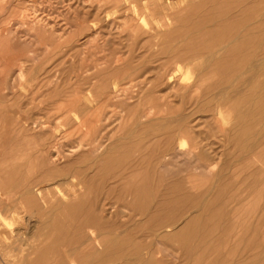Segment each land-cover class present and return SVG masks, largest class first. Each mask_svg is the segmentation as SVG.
Here are the masks:
<instances>
[{"label":"rangeland","instance_id":"1","mask_svg":"<svg viewBox=\"0 0 264 264\" xmlns=\"http://www.w3.org/2000/svg\"><path fill=\"white\" fill-rule=\"evenodd\" d=\"M211 6L210 1L208 0H0V21L4 23L0 24V29H2L3 26L6 30L8 29V33L6 32L2 37L3 39L0 45V51L2 50L7 53V56L15 62L12 66L13 70L9 73L11 76L17 75V72L20 69H22L24 73V79L19 82V86L15 90L6 91L5 100L0 98V122L18 126H22L27 122L30 124L37 121L45 122L50 116L48 109H54L58 105H61V108H58L56 117H61L63 115L61 109H64V106L67 107L70 100L75 99L77 96L76 90L79 89L81 95L87 96L88 92L92 89L95 83L101 81L100 78L95 75H97L99 71L106 69L107 65L111 66L113 61L116 59L115 56L120 57L122 62H128L130 60L134 64H137L140 59V61L146 62V64L150 67H154L168 60L169 54L166 50L173 48L175 44L176 46L178 44V46L187 47L193 44V38H195V36L203 37L207 43L214 42L217 37L219 38L222 35H226L219 32L217 28L223 27L226 29V27L228 28L231 24L235 22L237 23L238 19H241L240 17L242 16L234 15L233 18L232 14L214 15L211 14ZM206 11L208 13H206ZM36 21L38 22V26L41 25V30H36L34 28L36 26ZM23 22L25 24H23ZM212 24L214 27H212ZM82 27L85 29L83 28L84 30L80 31L82 30ZM137 29L139 31L136 34V32L133 31ZM215 33H217V37L215 36ZM134 34H136V37ZM88 35L90 37H88ZM18 37L21 38L19 39ZM210 37H215L213 39L214 41H212ZM208 39L210 42H208ZM237 41L238 40L235 42ZM215 48L216 47H214V49ZM261 51L262 50H259V52ZM146 52L148 54H146ZM144 53L146 55H144ZM207 57L212 62L209 61ZM210 57L211 56L207 54L198 56L196 62L200 65L198 66V69L192 70L189 73L190 78L186 80L187 83L178 85L177 88L175 86V88L170 90L163 87L161 90V92L163 91V94L160 92V95L170 97L172 100V103L169 105V109L161 114L174 113L172 117L183 115L182 117L184 120H182V122L184 124L182 126L186 135L185 140L188 142L189 148L193 146L191 144L194 143L197 144L196 147H199V149L197 151V155L195 154L175 158L174 164L169 167L167 170L168 172H158V176L153 175V179H159L160 176L162 177V183H157L158 189L162 190L167 185L166 183H170V181L174 180L173 178L175 175L171 173L174 172L176 174L177 172V179L182 178V180L186 181V179L191 178L192 183H187L186 185H192L197 182L195 185L199 186L200 190L197 189L193 191L199 192L204 190L206 191V195L209 194L208 198H213L215 196V194L220 190L219 187L224 184L222 183L223 180H229V192H231L229 195L227 194L228 198H225L226 200L222 202L224 203V214L218 217L214 223L209 226L207 234L200 233L201 236H199L198 233H195L198 232V228L195 227H198L200 223H198V225H194V233H191L192 236H189L187 240L188 244H191L190 246L195 248L193 249V255L187 256L181 249V242L184 238H186L185 232L182 229H184L187 222L196 214L195 211L200 210L199 207H203V204H193L191 207L185 208L175 221L173 220L170 224L168 223L169 226L167 223L165 224L168 227H155L154 225L152 226L150 223H147L148 220L146 219V216L138 215L134 218L132 217V219L130 218L129 211L125 208L126 206H123L125 203L122 202L123 197L121 196V189L123 187L119 186L118 183L115 182L114 178L113 180L112 178H109L110 180H107V183L104 184V186H107H105V192L102 196L103 201L105 200V203L107 204L110 203L109 206H111V204L115 205L117 207L116 210L121 213L118 212L119 217L118 215H113V217H107L103 220L105 229L103 228L101 230L102 233L104 232L101 237L102 239H97V242L93 243V245H91L92 248L90 249H92V252H96L97 250L102 252L108 248L105 243L108 244L110 238L120 236L119 238L131 241L133 245H135V250L131 253L122 252L114 256L105 255V258L102 256L101 259L97 258V256H90L88 259L78 256L81 260L84 259L83 264H95V262L96 264H120L123 263L121 260H134L135 257H138V255H140L138 258L143 257V253L145 256H148V258H151L150 264H207L204 263L208 258L207 256L211 255L210 253H213L208 249L211 245H216V248L218 249L217 253H213V259L219 256V252H222V256L224 254L226 255V264H264V223H259L260 218L255 219L257 217L264 216V162L260 165L259 163L255 164V166H258L255 168H260V171L257 173L255 172V169H253L254 167L245 166V164L251 160V158H255L257 154H246L247 146L245 142V135H243L246 128H248L245 126L246 121L243 117L248 104L251 105L254 102V108L253 105H251V108L254 110V119L258 121L257 124H254V131L255 128L258 130L262 127L258 118L260 117V114H264V101L262 103L263 107L261 108V102L257 99V97L251 98V94L252 92H262L261 87L263 88L264 75L256 76L254 79L251 74H246L245 70L253 59L252 55L248 56V61L245 64L243 62L247 60V56H244V59L234 68V71L231 69L230 55L229 66L220 64L223 60L222 58L224 57L219 58L220 56H215L213 57L215 59L212 57L210 59ZM7 61H9V59L6 57L5 62ZM205 62H207V65L205 64L206 67L203 66ZM208 64H210L211 67ZM87 67L89 68L88 73L86 72V69H88ZM203 68L204 72L202 70ZM220 70L228 71V76L221 74V72H219ZM80 72H84V75L86 74L88 76L96 77L95 80H91V82L94 83L90 86L84 84L83 86L76 88L79 84H81V82L76 79V76ZM241 73L242 75H240ZM2 74L5 75V73L0 72V85L4 80ZM197 74L200 79L197 78ZM153 75L155 74L153 73ZM247 77L250 80H248ZM45 78L46 82L50 81L49 79H52L54 83L55 81H60L62 84L68 83L69 86H65L64 84L63 86L60 85L61 87H58L55 86L56 84H51L43 87L44 84H42V86L40 85V87H37L34 84L37 81H43ZM238 79H241L242 81ZM61 80H65V82H62ZM70 80L72 84H75L72 85ZM76 81L78 83H76ZM236 81L239 86L241 85L240 87L237 85ZM194 83L195 85L192 87V84ZM217 84H219V86ZM248 85L250 86L248 87ZM228 86L229 90L227 89ZM224 89H227V91H224ZM63 90H65V93L61 97L55 96L61 93L59 91ZM93 91L95 92L94 89ZM230 92L233 93L230 94ZM94 94L97 95L96 93ZM241 96L242 98H240ZM247 97H249V99H247ZM33 98H35V103L30 106V99ZM248 100L251 101L249 102ZM196 102L198 103V106ZM130 103L132 107H136L134 111L141 112L143 110L144 112L147 110L146 106H141L137 103V101H130ZM242 108H244L243 111ZM27 109H31L32 112ZM104 109L106 113L114 112L118 114L116 118H119L120 120L119 122L117 120V123H115V129H122L125 127L126 123H128V121L125 122L127 114L125 113L126 111H123L122 107L114 105L110 107L107 106ZM191 113L193 114L191 115ZM222 119L226 121L228 120L229 123L228 121L226 122ZM221 123L223 125H221ZM241 133L242 136L240 135ZM256 140L259 141L260 139L256 138ZM260 149H264V144L258 147V150ZM33 156L36 158V155ZM261 157V159L264 160V153L261 154ZM210 164H215V167L212 168V173H208L205 169L206 165ZM200 165L202 166L200 167ZM37 170L38 169L35 167L25 166L23 172L27 171L34 174ZM246 173H248V175H246ZM187 174H190L188 175L189 177ZM224 174H226L225 178L223 176ZM193 177H195L194 180ZM216 178L218 179V183L215 182ZM237 181H239L238 184ZM255 181H257L256 186H254ZM230 182L237 184L236 187H232V183ZM117 185L119 187L116 189V192L111 191V195H109L110 197L108 198V190L117 187ZM87 186L89 191L86 198H93L94 194L92 193V187L95 186L91 187L89 184ZM69 188H71L69 184H64L57 188L53 187L52 189H55V191L58 192L61 191L60 193L63 194L65 192H69ZM212 189H214V191H212ZM209 190L213 192L211 195V192H208ZM257 204H259L258 207L256 206ZM15 205L18 207V211H25L24 214L27 219L29 214H27L28 206L26 199H23L22 202L24 208L20 203H16ZM25 207H27L26 210ZM62 207L63 206L60 207L57 205L50 207V210H45L40 205L39 208H37V211H33L35 212L33 214L35 217L32 220V225L35 226L37 223V227L39 228H42L45 225L42 229L33 227L35 229L33 232H30L32 229H28L30 227L26 224L27 222H23V224L17 225L16 228H14L13 233L10 234L7 230V225L5 224L8 220L0 218V247L2 249H0V256L2 255L0 264H60V253L64 250L71 249L69 248L71 247L69 243L70 241L67 239V241L64 240L63 242V239L68 238V236L70 238L71 232L69 230H71V228L76 224L70 213H67V211L64 210L65 207ZM30 208L33 209L31 206ZM55 209V212L52 211ZM42 210L43 212H41ZM200 211H204V207ZM149 212L150 211H147L146 213L148 214ZM53 213H55V215ZM178 220L179 222H176ZM33 222L36 223L33 224ZM130 225L132 226V229H130ZM133 226L135 228H133ZM246 226L247 228L250 227L251 230L250 232L244 233ZM4 229L6 232H4ZM164 229H167L166 231L168 233L165 232ZM223 229L227 230L224 236L225 238L224 240L217 242L215 237ZM26 230L30 232L29 234L32 233L33 235H28ZM36 230L40 233L38 234ZM123 230L126 231L124 232ZM119 231H122L123 234ZM48 233L49 235H47ZM161 233L171 235V238H164V234L162 235ZM17 235H19L20 238ZM156 235L157 237H155ZM12 236L14 237V240ZM23 239H26V241H23ZM256 240L260 241L262 244L261 247L258 246ZM17 241L19 242L17 243ZM33 241L34 243L30 244ZM10 242H14V244L10 245L11 248L8 246ZM82 243L83 242H79L73 246L76 248L75 253H77V255H82L88 247L86 243H83L84 245ZM18 247L19 249H17ZM20 248H23V251L22 249L20 250ZM11 249L12 251H10ZM27 249L32 250L30 251ZM148 251L149 254L147 253ZM25 253H27V255ZM77 255L74 254L75 257ZM113 259H116L117 262L111 263L110 261ZM140 260L142 261L143 259ZM214 262L215 260L212 261V263ZM61 264H64V262H61ZM65 264H69L68 261Z\"/></svg>","mask_w":264,"mask_h":264},{"label":"bare ground","instance_id":"2","mask_svg":"<svg viewBox=\"0 0 264 264\" xmlns=\"http://www.w3.org/2000/svg\"><path fill=\"white\" fill-rule=\"evenodd\" d=\"M208 1H210L212 5L210 9L211 14H214V15L232 14L233 18H234V15L242 16L240 17L241 19H238L237 23L235 22L231 24L229 26L230 28L229 27L228 28L226 27V29L223 27L217 28L219 32H222V34L223 33L226 34V35H222L223 37L220 36L218 38L216 36L218 33L217 32L215 33V36L217 37L215 41L213 40L215 37L214 38L210 37V39L214 41L212 43H207V41H205V39L201 36H195V38H193V41H194L193 44L187 47L178 46V44L176 46L175 44L173 48L166 50L167 53L169 54L168 60L165 62L161 61L163 63H161L160 65L154 66V67H150L149 65L146 64V62L140 61V59L137 62V64H134L130 60L128 62H125V61L122 62L120 57L115 56L116 59L115 61H113L111 66L107 65L106 69H104L103 71H99L97 75H95L96 77L100 78L101 81L98 83H95L92 89L88 92L87 96L81 95V92L79 89L76 90L77 96L76 97L74 96L75 99L70 100L67 107L64 106V109H61V112H63L62 113L63 115L61 117H56V112L58 108L61 106V105H58L54 109H48V111L50 112L49 113L50 116L46 119L45 122L37 121L34 123L32 122V124L27 122V123H24L22 126L8 124V123L5 124L4 122H0V218L8 220L5 222V224L7 225V230L10 234L13 233L14 228H16L17 225L23 224V222H27L26 224H28L30 227L28 229L30 230L32 229L30 232H33V230H35L34 228L37 227L36 222H33V224L36 223L35 226L32 225V220L35 217L33 216V214L35 213L33 211H37V208H39L40 205L45 210H50L51 209L50 207L59 205L60 207L61 206L65 207L64 210L67 211V213L68 212L70 213V215L73 217V220L76 223L71 228V230H69L71 232L70 238L68 236V238L64 237L65 239H63L62 237L63 242L64 240L67 241V239L70 241L69 243L71 247L69 248L71 249L64 250L62 253H60V256H59L60 264L61 262H64L65 264L67 261L69 264H83L84 259L81 260L80 258H78V256L85 258V259H88L90 256H93V257L97 256V258L101 259L102 256H104L105 258V255L114 256L122 252L131 253L133 250H135V245H133V243L129 241L128 239L119 238L120 236L115 237V238H110V241H108V244L105 243L106 247L108 248H106L102 252H99V250H97L96 252H92V249H90L92 248L91 245H93V243H96L97 242L96 240L100 239L104 234V232L102 233L101 231L103 228L105 229V224H103V220L107 217L109 218V217H113V215H118V212L121 213L120 211L116 210L117 207L115 205L111 204V206H109L110 203L108 204L105 203L106 201L105 200L103 201V198H102L105 192V186H107V185L104 186V184L107 183L106 182L107 180H110L109 178H112V180L114 178L115 182H117L119 186L123 187L121 189V192H122L121 196L123 197L122 202L125 203L123 206H126L125 208L129 211L130 218L132 219V217L134 218L138 215L146 216V219L148 220L147 223H150L152 226L154 225L155 227H158V226L168 227L169 226L168 223L170 224V222H172L173 220L175 221L176 218L182 213V211L185 208H189L193 204L202 203L204 207V211L201 212L200 210L203 207L202 208L199 207L200 210L197 209L198 211H195L196 214L194 213L195 215L194 216L192 215L193 217L187 222L184 229H182L185 232L186 238H184L181 242V249L185 252L187 256L193 255L192 253L195 247L192 248L190 246L191 244L190 245L188 244L187 238L189 236H192L191 233H194V230H193L194 225L195 224L198 225V223H200L199 226L195 227V228H198V232H195V233H198L199 236H201L200 233L207 234L209 226L212 223H214V221L218 217L224 214V207H223L224 203L222 202L226 200L225 198H228L227 194L229 195V193L231 192V191L229 192V180L225 179L222 181V183L224 184L221 183L222 184L221 186L218 185L220 186L219 187L220 190L215 194L213 198H208L209 194L206 195L205 194L206 191L204 190L199 191V192L193 191L197 189L200 190V187L195 185L197 182H195V184H192V185H186L187 183H190V184L192 183V179L188 178L189 177L188 175L190 174H187L188 177L186 178L188 179H186L185 181V180H182V178L177 179L176 174L178 175V173L176 172L175 174L173 172L171 174L175 175L173 178L174 180L170 181V183H166L167 185L166 186L164 185L165 186L164 189L162 190L158 189L157 183L158 184L162 183V177L160 176L159 179L157 178L153 179V175H157L158 172L160 173L168 172L167 170L169 169L170 166L174 164L175 158L182 157V156L186 157L188 155H195V154L197 155V151L199 149V147H196L197 144H194V143L191 144L193 146L189 148V144L185 140L186 135H185L184 128L182 126L184 124L182 122V120H184V118L182 117L183 115L182 116L177 115L175 117H172L174 113L161 114L164 111H167L169 109L170 107L169 105L172 103V100L170 97L160 95V92L163 89V87L165 89L170 90V89L175 88V86L177 88L178 85L187 83L186 80L190 78L189 73L192 70L198 69V66L200 65L196 62L198 56L205 55V54L211 56L212 58L215 56H220L219 58L224 57L222 58L223 59L222 61L220 60L221 61L220 64H224L228 66H229V55H230L232 71H234V68L241 63V61L244 59V56L245 57L247 56L246 58L247 60L243 62L245 64L248 61V56L252 55L253 59L252 61L250 60L251 63L245 70L246 74L248 73L251 74V76H253L254 79L256 76L264 75V0H208ZM207 11L206 13H208ZM0 24H4V23L1 22ZM23 24L25 23L23 22ZM3 27L2 29H0V45L3 39L2 37L5 35V33L8 30V29L6 30V28H3ZM212 27H214L213 24H212ZM34 28L36 30H41V25L38 26V22L36 21V26ZM83 28L84 27H82V30L80 31H83L86 28V26L84 29ZM138 31L139 30L137 29V30H134L133 32H136L137 34ZM136 34H134L135 37H136ZM88 37L90 36L88 35ZM18 38L20 39L21 37H18ZM236 40L238 41L235 42ZM208 42H210L209 39H208ZM214 47L216 48L214 49ZM259 50H262V51L259 52ZM146 54L148 53L146 52ZM146 54L144 53V55ZM162 55H163V52H162ZM6 57L9 59V61L7 62H5ZM13 61L11 58L7 56V53L3 52L2 50L0 51V69H1L0 72L5 73V75L2 74L4 80L2 81L0 85V96H2L0 98H3V100L6 99V96H5L6 91L15 90L19 86V82L22 81V79H24L23 78L24 73L22 69L18 70L17 75L15 76H11L9 74L13 70L12 66L15 63ZM206 63L207 62H205L203 66L206 67L207 65ZM208 65L210 66V64ZM202 70L204 72V68ZM88 71H89V68L86 69L87 73ZM219 72H221V74H224L225 76H228L227 74L228 71L220 70ZM80 73L76 76V79L79 80L81 84H79L76 88H78L79 86H83L84 84H87L90 86L94 83V82L92 83L91 80H95L96 77L88 76L86 74L84 75V72L81 74ZM153 73L155 75H153ZM242 73L240 75H242ZM246 74H243V75H246ZM248 77L247 79L250 80ZM197 78H199V75ZM49 80L50 81L46 82V78H45L43 79V81H37L34 84L37 87H40V85L42 86V84H44L43 87H45V85L49 86L51 84L53 85L56 84L55 86H58V87L60 85L63 86L64 84L65 86L66 85L69 86L68 83L62 84L60 81L59 82L55 81L54 83L52 79H49ZM238 80H241V79H238ZM61 81L65 82V80H61ZM70 83H71V80H70ZM76 83L78 82L76 81ZM74 84L75 83H73L72 85ZM193 85H195V83L192 84V87ZM217 85L219 86V84ZM237 85H238V82H237ZM249 86L250 85H248V87ZM93 89L95 90V92L93 91ZM227 89L229 90V86ZM227 89H224V91L225 90L227 91ZM261 89H262V92H260V89H259L260 93L252 92L251 98L257 97V99L261 102V108H262L263 107L262 103L264 101V84H263V88L261 87ZM59 92L61 93L55 95L56 97L57 96L61 97L65 93V90L59 91ZM94 93H96L97 95H95ZM231 93L233 92H230V94ZM242 96L240 98H242ZM247 99H249V97H247ZM130 101H137V103L140 104L141 106L143 107L146 106L147 110L144 112L143 110L141 112L134 111L136 107H132L131 106L132 102L130 103ZM248 101L250 102L251 100H248ZM34 103H35V98L30 99L29 105L31 106ZM253 103L251 105H253ZM114 105L122 107L123 111H126L125 113L127 114V117H126L125 122L128 121V123H126L125 127H123L122 129L114 128L115 123H117V120L118 122L120 120L119 118L118 119L116 118L118 114L114 112H107V113L105 112V109H104L105 107L107 106L110 107ZM251 105L248 104L244 112L245 114L243 117L245 118V121H246L245 126L248 128H246L243 135H245V142L247 146L246 154L249 153L251 155V153H255L257 154V156H255V158H251V160H249L245 164V166L254 167L253 169H255V172L257 173L260 171V168H255V167H258V166H255V164L259 163L260 165L264 162V160L261 159L262 158L261 154L264 153V149L258 150V147L264 144V114L263 115L260 114L259 118L257 117L260 123L262 124L261 129L257 130L255 128V131H254V124H257L258 121H256V119H254L253 117L254 105H253V108H251L252 107ZM197 106H198V103H197ZM244 108H242V111L244 110ZM27 110L31 111V109H27ZM192 114L193 113H191V115ZM221 125L223 124L221 123ZM240 135L242 136V133ZM256 138H259L260 140L257 141ZM33 155H36V158ZM25 166L35 167L38 170L36 172L34 171L35 172L34 174H32L31 172H27V171L23 172ZM201 166L202 165H200V167ZM214 167H215V164H210V165H206L205 169L208 171V173H212V168ZM226 174L223 175L224 178ZM246 175H248V173H246ZM195 177H193V180ZM217 181L218 179L216 178L215 182ZM238 182L239 181H237V184ZM230 183H232L231 184L232 187H236L237 185V184H234V182H230ZM64 184L70 185L71 188H69L70 189L69 192H65L61 194L60 193L61 191L58 192V191H55V189H52L53 187L57 188ZM88 184L91 187L95 186V187H92V191H93L92 193L94 194V197L89 198V199L86 198L87 193L89 191L88 186H87ZM118 185L117 187L108 190V194H107L108 198L110 197L109 195H111L110 194L111 191L116 192V189H118L119 187ZM256 185H257V181L254 182V186ZM212 191H214V189H212ZM212 191L211 190L208 191L209 193L211 192L210 195L213 193ZM20 199L22 200V202H23V199L24 200L26 199L27 201V206H28L27 214H29V217L27 219L25 218V214H24L25 211H21V212L20 210L18 211V207L15 205L16 203L17 204L20 203L22 205V202ZM30 206L33 207V209L30 208ZM256 206L258 207L259 204H257ZM26 208L27 207H25V210ZM56 209L52 211L55 212ZM147 211H150V212L147 214L146 213ZM41 212H43V210ZM53 214L55 215V213ZM258 218H260L259 219L260 224L261 222L264 223V216L257 217L255 219H258ZM176 222H179V220ZM48 223H51V222H48ZM166 223L168 226L165 225ZM37 228L42 229L39 227ZM133 228L135 227L133 226ZM130 229H132V226ZM166 230L165 232H167ZM250 230L251 228L250 227L247 228L246 226L244 233L250 232ZM4 232H6V230ZM26 232L28 231L26 230ZM30 232H28L27 234L31 235L32 233L29 234ZM119 232H122V231H119ZM226 232L227 230L223 229L217 236L215 235L217 242L224 240L225 238L224 236ZM164 233H161V234L163 235ZM107 234H111V233H107ZM47 235H49V233ZM170 236L171 235L164 234V238H167ZM155 237H157V235ZM62 239H61V242H62ZM13 240H14V237H13ZM31 240H34V239H31ZM23 241H26V239L25 240L23 239ZM256 241L258 243V246L261 247L262 244L260 243V241L259 240H256ZM18 242L19 241H17V243ZM79 242H83L84 244L86 243L88 245L87 249L84 251V253H82V255L81 254L77 255V253H75L76 248L73 247L75 246V244ZM33 243L34 241L30 244H33ZM11 244H14V242L13 243L10 242L8 246L10 247ZM23 248H20V250L22 249L23 251ZM17 249H19V247ZM208 249L209 251L211 250L213 253L218 252L216 245H211L210 248ZM27 250H30V249H27ZM10 251H12V249ZM147 253L149 254V251ZM213 253H210L211 255L207 256L208 258L205 260L204 263L209 264L210 261H211L210 264H226L227 263L225 254L222 256L221 255L222 252H219V256L213 259ZM25 254L27 255V253ZM74 254H76L77 256L75 257ZM142 255L145 256L144 253ZM1 256H0V259H1ZM139 256L140 255H138V257ZM144 256L140 258L135 257V259L133 258L134 260L132 259L131 260L125 259V261L121 260L123 261V263H120V264H136V263L150 264L151 258H148V256H145V257ZM140 259H143V260L141 261ZM228 259H229V256H228ZM213 260H215L214 263H212ZM110 262L114 263V262H117V260L113 259Z\"/></svg>","mask_w":264,"mask_h":264}]
</instances>
